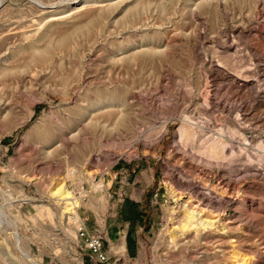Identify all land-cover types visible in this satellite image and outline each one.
Segmentation results:
<instances>
[{
    "label": "rangeland",
    "instance_id": "1",
    "mask_svg": "<svg viewBox=\"0 0 264 264\" xmlns=\"http://www.w3.org/2000/svg\"><path fill=\"white\" fill-rule=\"evenodd\" d=\"M0 2V264H264V0Z\"/></svg>",
    "mask_w": 264,
    "mask_h": 264
},
{
    "label": "crops",
    "instance_id": "2",
    "mask_svg": "<svg viewBox=\"0 0 264 264\" xmlns=\"http://www.w3.org/2000/svg\"><path fill=\"white\" fill-rule=\"evenodd\" d=\"M111 212L105 216L104 227L98 229L103 238V244L111 250V245L118 241L124 243L127 254L134 252L133 232L143 229L146 221L145 202L143 197L122 195L115 199Z\"/></svg>",
    "mask_w": 264,
    "mask_h": 264
},
{
    "label": "built area",
    "instance_id": "3",
    "mask_svg": "<svg viewBox=\"0 0 264 264\" xmlns=\"http://www.w3.org/2000/svg\"><path fill=\"white\" fill-rule=\"evenodd\" d=\"M77 235L80 239H83L86 248L95 255L100 262L104 264H113L103 250L101 236L89 234L84 227H79L77 229Z\"/></svg>",
    "mask_w": 264,
    "mask_h": 264
},
{
    "label": "bare ground",
    "instance_id": "4",
    "mask_svg": "<svg viewBox=\"0 0 264 264\" xmlns=\"http://www.w3.org/2000/svg\"><path fill=\"white\" fill-rule=\"evenodd\" d=\"M208 2H210V1H208ZM1 3V2H0ZM205 3V2H204ZM212 3V2H211ZM215 3V2H214ZM41 5V4H40ZM219 5H221V7L223 8V9H225V11L227 10V5H226V3L224 4V1H221V3L219 4ZM220 8V7H219ZM222 10V9H221ZM228 12V11H227ZM207 101H208V103H211L212 101H213V99L209 96V97H207ZM103 108V107H102ZM33 112H35V111H33ZM93 112V111H92ZM31 113H32V110H31ZM29 119V118H28ZM191 119V118H190ZM190 119H188V120H190ZM98 120V119H97ZM228 120V119H227ZM229 121V120H228ZM232 121V120H231ZM223 122H225V120L223 121ZM224 125V124H223ZM230 126V125H229ZM184 129V128H183ZM180 132V131H179ZM181 133H183L182 131H181ZM180 133V134H181ZM219 135H221V134H219ZM223 135V134H222ZM227 152V151H226ZM69 194H70V192L66 189V188H64V190L62 191V192H60L59 193V195H60V197H59V199L60 200H63V201H66V200H68L69 198H70V196H69ZM205 196H207V195H205ZM202 197V196H201ZM204 197V196H203ZM211 197V196H210ZM205 198V197H204ZM208 200V199H207ZM198 213V212H197ZM201 213V212H200ZM196 218V217H195ZM189 219V218H188Z\"/></svg>",
    "mask_w": 264,
    "mask_h": 264
}]
</instances>
